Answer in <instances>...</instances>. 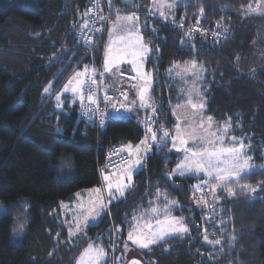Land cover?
Here are the masks:
<instances>
[{
  "label": "trees",
  "instance_id": "obj_1",
  "mask_svg": "<svg viewBox=\"0 0 264 264\" xmlns=\"http://www.w3.org/2000/svg\"><path fill=\"white\" fill-rule=\"evenodd\" d=\"M94 1L0 0V203L7 208L0 218V264H76L95 241L107 248L106 264L114 246L119 262L126 264L132 257L121 254H126L123 245L133 217L154 205L157 190L177 202L174 214L184 218L189 232L140 249L146 264H264V166L221 187L214 203L205 193L208 204L199 206V191L193 196L198 178L168 177L179 157L169 143L168 150L152 148L134 176L133 191L111 203L98 224L70 238L62 202L101 186L98 167L107 148L121 142L137 145L145 136L136 114L95 129L82 119L79 103H70V95L61 98V108L56 106V94L73 71L102 64L103 49L86 55L79 37ZM251 1L187 0L174 21L150 14L152 0H111L109 8L112 19L117 12L139 14L141 32L153 49L147 68L154 78L157 128L174 123L169 67L195 60L207 69L208 114L231 118L262 163L264 53L255 48L256 22L245 18ZM197 21L205 32L189 38L187 27ZM213 33L224 37L217 40ZM205 234L221 243L205 242Z\"/></svg>",
  "mask_w": 264,
  "mask_h": 264
},
{
  "label": "snow or ice",
  "instance_id": "obj_2",
  "mask_svg": "<svg viewBox=\"0 0 264 264\" xmlns=\"http://www.w3.org/2000/svg\"><path fill=\"white\" fill-rule=\"evenodd\" d=\"M99 4L100 0H96L95 7L99 8ZM109 6L111 7V0H109ZM153 6L165 20L168 17L163 9L176 7L174 3L166 4L163 0L159 3H157V0H153ZM257 10L258 8H253L251 5L248 8V11L254 12ZM149 12H151V9ZM200 12L202 15V8ZM85 15L97 16L99 21L106 20V17L98 15L91 9ZM95 22L92 21V23ZM89 23L88 20H84L81 26L82 29L89 28ZM198 23L199 21H197ZM217 26L219 27V25ZM180 27L182 28L183 24ZM102 30V28L91 29L93 32H102ZM196 30L204 31L203 29ZM156 31L155 28L152 29L154 35ZM224 33H227L226 28ZM185 35L191 38L190 32ZM213 35L217 34L213 33ZM108 36L109 40L105 45L102 70L98 72L95 67L84 66L83 71L75 72L63 85V90L56 94L57 108L63 106L62 96L71 94V102L73 104L77 103L78 100L81 107L85 110L90 106H94L95 111L91 112L90 116L98 114L101 124L104 123L106 117L112 115L116 117L126 116L134 111L138 113L141 109H150L151 114L142 120L145 132L144 138L135 146L128 144L114 150V154H125L122 157V164L112 174L102 173L103 186L87 190L89 194L87 201L78 202L75 206L73 212L75 231L71 227L69 228L70 238L80 232L82 227L87 226L89 217L95 219L100 215L101 211L107 209L109 204L124 198L126 191L134 190L133 174H138L139 171L143 170V161L147 158L154 145L168 150L167 144L171 143L172 150L183 153V159L177 163L176 169L168 174L169 178L174 176L183 177L186 173H204L208 177V180H204L202 184L194 186V199L196 191H203L204 187L209 185V180H215L217 183L210 185L213 190L214 203L215 199H217L215 197V189L218 186L228 188L231 181L239 182L242 176L247 175L252 170L251 157L245 153L243 141L237 140L235 136H232L230 143L225 142V137L231 127L230 123L226 122L223 126H220L213 121L212 117H205L202 114L201 110L205 108V102L199 88L196 86V82L203 78L204 69L202 67L198 68L195 60L191 61L190 64L186 62L183 68L185 73H189L195 78L191 87L187 90L185 104L176 105L177 109L184 110L183 120H181L180 116H177V122L171 132L165 129L163 125L155 128L157 107L150 94L152 73L145 71V64L150 59V53L153 49L149 43L144 41L143 34L140 31L139 17L135 14L121 16L117 12L116 21L110 25ZM81 39L87 45L95 46L91 38L84 36L83 33ZM124 64H127L130 71L135 73L134 76H131V80L135 81V83L131 84V90L138 99L129 100L128 91L119 88L113 89L114 92L119 94L115 98L108 95V86L104 84L105 74H109L113 84L119 83V78L125 74L121 69V65ZM179 67V65H174L175 69H179ZM169 72L171 73L172 69ZM179 74L177 72V75ZM97 75L100 77L99 82ZM50 87L51 85L45 88L44 91L48 93ZM101 92H103L102 96L100 95ZM101 101L108 111H100L99 105ZM158 132L160 133L159 137ZM244 190L255 191V189L251 188H241V191ZM229 194L235 195L233 192ZM77 195L79 196V194ZM105 196H107V201H105ZM161 196L164 197L165 205L163 207H151L149 210L152 219L155 221L154 224L147 222L142 226L139 220L146 219V217H133V220L137 222L128 231L127 240L141 249H150L152 245L166 242V237L170 238L174 234L182 235L189 232L183 218L170 215L171 206L176 205L177 202L168 200L166 194L157 190V199ZM195 203L199 206H204L208 204V201L201 196L200 199L195 200ZM203 239L209 244L215 243L219 245L221 243L219 239L209 240L207 234L203 236ZM124 247L125 251H127V243H125ZM106 255L107 253L102 246L89 244L88 248L80 256L79 264H103ZM131 264H139V262L133 260Z\"/></svg>",
  "mask_w": 264,
  "mask_h": 264
},
{
  "label": "rangeland",
  "instance_id": "obj_3",
  "mask_svg": "<svg viewBox=\"0 0 264 264\" xmlns=\"http://www.w3.org/2000/svg\"><path fill=\"white\" fill-rule=\"evenodd\" d=\"M187 0H163L164 3L166 4H175L176 7L173 8V9H163L165 11V15L168 17L167 20L169 21H174L176 16H177V12H178V9L179 7L184 4ZM161 2V0H157V3ZM253 8H258L257 11H248V8L247 10L245 11V18L247 20H250V21H253V22H256V26H257V38H256V51L258 52L259 51V55H262L264 53V0H252L251 1V4H250ZM249 5V6H250ZM119 15L121 16H125V15H130V14H135L136 16L139 17V14L137 13H134V12H118ZM150 14H154V15H157L159 17H161L158 13V11L156 10V8H154L153 6V0H152V5H151V12ZM117 15V14H116ZM116 15L114 16V18L112 19V23L116 21ZM162 18V17H161ZM164 19V18H163ZM165 20V19H164ZM111 23V24H112ZM139 24H140V17H139ZM202 28H205L203 25H201ZM206 29V28H205ZM110 30V29H109ZM141 31V29H140ZM106 40H105V44H104V48H103V59H102V65H103V62H104V52H105V45L108 43V40H109V36H106ZM144 38V37H143ZM145 41V39H144ZM146 42V41H145ZM188 64L191 63V61H186ZM186 62H177V63H174L171 67H169L168 69V76L171 80V84H172V89H171V92H170V97L172 98L171 100V112H172V115H173V118H174V123L170 126H166V125H163L165 129L169 130L171 132V130L173 129V126L174 124L177 122L176 121V117L177 116H180L181 117V120H183V114H184V110L183 109H177L176 108V105L177 104H185V96L187 94V90L191 87L193 81H194V77L189 74V73H185L183 71V68L185 67V64ZM258 63V62H257ZM196 64L198 66V68L202 67L204 69V72H203V78L200 80V81H197L196 82V86L199 88L202 96H203V99H204V102H205V108L203 110H201L202 114L205 116V117H209L210 115L208 114L207 112V83H206V80H207V69L201 65L200 63H198L196 61ZM174 65H179V69H175L174 68ZM256 66V65H255ZM77 68V66L74 67V69ZM121 69L122 71H128L130 73H132L133 75H135L134 72H131L130 69H129V66L127 64H124V65H121ZM172 69V72L170 73L169 70ZM84 68H78L76 69L75 71L72 72V75L69 76L68 80L75 74V72L77 71H83ZM145 71L147 72H151V70H149L147 68V62L145 64ZM193 71H196V70H193ZM177 72H179L180 74L177 75ZM152 73V72H151ZM68 80H65L64 84L68 81ZM125 82H128V83H135V81L133 80H124ZM63 84V85H64ZM153 84H154V78H153V75H152V86H151V90L153 88ZM130 85V84H129ZM63 90V86H62V89L61 91ZM152 98H153V101H154V97L152 95V93H150ZM65 95H70L68 98L70 100V103L73 104L71 102V94H65ZM64 97V96H62ZM132 100L134 99H138L135 95L132 94L131 96ZM65 101V100H64ZM78 103V102H77ZM76 104V103H75ZM157 107V105H156ZM158 113V112H157ZM151 112H150V109H146V114L139 119V121L142 123V120L147 116V115H150ZM159 114V113H158ZM159 117V116H158ZM158 117L156 118V127L157 128V119ZM211 117V116H210ZM213 118V117H212ZM213 121L216 122L217 124H219L220 126H223L226 122L227 123H230L231 127L229 129V133L228 135L225 137V142L226 143H230L231 140L230 138L232 136H235L237 138V140H242L243 143H244V150H245V153L247 155H249L251 157V160H250V164L252 165V170L251 171H254L258 168H261L262 166H264V162L262 163H258L257 162V159H256V156H255V149H254V145L251 144L249 141H246V138L247 137H243L241 135H239L237 133V130H238V127L237 125H234L232 124L231 120H216L213 118ZM161 126V125H160ZM159 126V127H160ZM160 136V133L158 132V137ZM155 146V145H154ZM153 146V147H154ZM152 147V148H153ZM169 148L172 150V146H171V143H169ZM152 151V149H151ZM175 151V150H173ZM177 152V151H176ZM151 153V152H150ZM179 154V157H178V160H177V163L179 161H181L183 159V153L182 152H177ZM262 156L264 157V150L262 151ZM177 167V164L175 166V168L171 171L173 172ZM250 171V172H251ZM169 172V173H171ZM106 174H111L110 172H104ZM135 174V173H134ZM133 174V175H134ZM186 176H192V177H196L198 178V181L196 183L197 184H202V182L204 180H208V177L205 176L204 173H199V174H193V173H186L183 177H186ZM176 177V176H174ZM174 177H171V178H174ZM133 179V178H132ZM134 181V179H133ZM214 183H217V181L215 180H209V185L208 186H205V189L201 192L199 191V193H197L196 195V198L199 199L202 194H207V197H209V192H210V200L209 202H212L214 200V197H213V194H212V189L210 188V185L211 184H214ZM104 184V181L102 180V184L101 186L99 187H102ZM93 188H97V187H93ZM93 188H85V189H82L78 192H76L72 198V200H70V203L68 202H62L61 204V216H62V221L64 223V225L67 227L68 229V232H69V228L71 227L73 231H75V225L73 223V212L75 210V206L77 205L78 202H86L87 199H88V192L87 190L89 189H93ZM221 187H217L215 189V197L218 193V191L220 190ZM126 193V192H125ZM160 193H164V192H160ZM201 193V194H200ZM79 194V196L77 195ZM165 194V193H164ZM167 196V195H166ZM167 199L168 200H173L171 199L169 196H167ZM216 200V199H215ZM105 201H107V196H105ZM207 201H208V198H207ZM110 205V204H109ZM108 205V206H109ZM165 205V200H164V197L161 196L159 199H157V197L155 198L154 200V205H152L151 207H163ZM66 206V207H65ZM147 209V210H144L142 211L141 213L137 214L135 217L137 218H141L142 216L143 217H146V219H140L139 220V223H141V225L143 226V224L147 223V222H152L153 224L155 223V221L152 219L151 217V214H150V208ZM178 207V204L176 205H173L171 206V212H170V215L171 216H174V217H177V218H183L182 216H179V215H176L174 214V211H175V208ZM108 210V207L107 209ZM106 210L104 211H101L100 212V215L98 217H96L95 219L89 217V220L87 222V226L85 227H82L81 228V231L76 233V235L72 236L71 238H75L77 236H81L82 233H83V230L85 228H87L88 226H91V225H95V224H98L102 218V216L104 215V213L106 212ZM7 213V208L5 206L4 203H0V218L4 217ZM184 219V218H183ZM81 222H82V214H81ZM137 221H134L132 222V225L134 223H136ZM185 224V222H184ZM186 225V224H185ZM21 227V226H20ZM22 228V227H21ZM174 235H178V234H174ZM167 238V237H166ZM125 243H127L128 245V250L125 251L126 254H121L123 255L125 258H130V257H139L140 254H139V250L141 248H139L138 246L134 245L131 241H128L126 239ZM125 243L123 245V247L125 246ZM90 244L94 245V246H102L104 249H105V252L107 253V255L105 256L104 258V262L103 264H106L107 262V259H108V252H107V248L102 244V243H98L97 241L95 242H91ZM89 246V245H88ZM87 246V248H88ZM86 248V249H87ZM125 248V247H124ZM84 252V251H83ZM82 252V253H83ZM81 253V255H82ZM80 255V256H81ZM80 256L77 258V263L76 264H79V259H80Z\"/></svg>",
  "mask_w": 264,
  "mask_h": 264
},
{
  "label": "built area",
  "instance_id": "obj_4",
  "mask_svg": "<svg viewBox=\"0 0 264 264\" xmlns=\"http://www.w3.org/2000/svg\"><path fill=\"white\" fill-rule=\"evenodd\" d=\"M95 3H96V0L90 5L89 9H91L93 12L98 13V15H103L104 17H106V20L105 21H99L97 16L87 15L86 20H88L90 22L89 28L82 29V27H81L80 32H79L80 40L85 45L86 55L92 53L93 51H95L98 48H102V49L104 48L108 28L111 24L112 16H113V11L109 8L106 0H100L99 8L95 7ZM92 21H96V22L92 23ZM93 28H102L103 30H102V32H93V31H91V29H93ZM196 29H203L204 30L203 32H205V29L202 28L200 23L197 24V22H193V23L188 25L187 33H189V32L193 33L195 31H198ZM82 33L84 36L90 37L92 42H93V45H95V46L87 45L84 42V40L81 39ZM216 34L217 35H215V36L217 37V40H220L224 37L223 34H219V33H216ZM80 62H81V60L76 64V66H78L80 64ZM96 69L98 70V72L101 71L102 70V64L99 67H97ZM124 73L125 74L122 76V78L124 80H130L131 76H134L132 73H130L128 71H124ZM97 80L99 82V80H100L99 75H97ZM119 89L127 90L128 91V98H129V100L131 99V90L128 86H123ZM100 95L102 96L103 92H101ZM108 95L113 96L115 98L119 94L117 92L112 91V90H108ZM154 104L156 106L155 101H154ZM79 106H80V115H81L82 119L85 121V123L89 127L95 128V129L102 128L111 119L122 120V119H125V118L130 116V114H128L126 116L122 115L120 117H116L115 115H112L110 117H106L104 119V123L101 124L100 123V117L98 114L96 116H90V113L95 111L94 106L88 107L87 110L82 108L80 104H79ZM99 106H100V111H108V109L105 108L104 103L102 101L100 102ZM158 116H159L158 113H156V118ZM154 127H156V122H155ZM128 144H130V143L121 142L119 144L110 146L109 148H107L105 150V161L103 164L99 165V167H98V170H99L101 176H102V173H104L106 171L114 173L116 171V168L122 164V157L125 154L124 153H121L119 155L114 154V150L120 149L122 146H127ZM110 154H112V155L110 156ZM202 196L204 197L205 200H207L206 194H203ZM109 264H121L119 262L118 254L116 252L115 246L113 247V249L110 253Z\"/></svg>",
  "mask_w": 264,
  "mask_h": 264
},
{
  "label": "crops",
  "instance_id": "obj_5",
  "mask_svg": "<svg viewBox=\"0 0 264 264\" xmlns=\"http://www.w3.org/2000/svg\"><path fill=\"white\" fill-rule=\"evenodd\" d=\"M112 23V22H111ZM111 25V24H110ZM109 29H110V26L108 28V32H109ZM108 32H107V36H108ZM107 39V38H106ZM120 82L119 83H116V84H113L111 79L109 78V74H105V77H104V84L108 86V90H112L114 88H121L123 86H128L131 90V84L132 83H128V82H125L124 79L122 77L119 78ZM130 84V85H129ZM133 94V91L131 90V96ZM132 98V97H131ZM132 100V99H130ZM77 102L79 103V101L77 100ZM142 111V112H141ZM141 112V113H140ZM133 114H136L138 116V118L144 116L146 114V109H141L138 113L137 112H133V113H130V115H133ZM132 145V144H131ZM135 146V145H133ZM150 154V153H149ZM148 154V155H149ZM148 157V156H147ZM146 160V159H145ZM145 160L143 161V164L145 163ZM108 172V171H106ZM111 173V172H110ZM112 174V173H111ZM136 175V173L133 175V179H134V176ZM103 180V179H102ZM70 203V202H68ZM86 229V228H85ZM85 229L83 230V232L85 231Z\"/></svg>",
  "mask_w": 264,
  "mask_h": 264
},
{
  "label": "water",
  "instance_id": "obj_6",
  "mask_svg": "<svg viewBox=\"0 0 264 264\" xmlns=\"http://www.w3.org/2000/svg\"><path fill=\"white\" fill-rule=\"evenodd\" d=\"M133 260L138 261L139 264H146V263H145L141 258H139V257H132L131 259H129V260L127 261L126 264H131V262H132Z\"/></svg>",
  "mask_w": 264,
  "mask_h": 264
}]
</instances>
